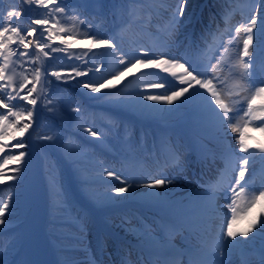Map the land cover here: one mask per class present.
Returning a JSON list of instances; mask_svg holds the SVG:
<instances>
[{
    "label": "snow or ice",
    "instance_id": "6c2138e0",
    "mask_svg": "<svg viewBox=\"0 0 264 264\" xmlns=\"http://www.w3.org/2000/svg\"><path fill=\"white\" fill-rule=\"evenodd\" d=\"M25 4H35L38 8H46L48 12L42 19H32L31 23L40 26L41 35L35 40H29L37 32L36 27L22 30L18 24L19 17L24 13L18 9L8 10L6 16H0V108L6 112H0V141L15 140L32 128V117L37 112V104H51L52 100L45 93L53 83L51 77L56 82L68 83L75 81L81 89H88L90 93H101L102 89L112 86L113 80L124 76L126 72H131L132 68L143 65L145 68L160 69L169 73L173 78L168 81L163 78L150 84L153 88H165L167 90L157 94H146L144 99L150 101H162L172 105L174 101H179L186 93H190L186 101L193 98H200L206 115L208 116L214 129L223 137L229 131L234 134L238 148L229 150L225 154L226 169L221 173V178L209 186L207 195V211L218 216L222 223L220 225L221 240L226 246L234 247L236 244L247 243L249 239H255L257 233L264 235V211L259 216H252V212L257 205L264 203V189L253 190L250 185L251 179H246L248 165L257 154L264 160V143H251L252 137L249 131H259L264 133V103L257 106V100L264 97V82L256 86L254 71L257 62L264 67V0H246L253 6L252 15L243 23L234 27L221 29L217 27L215 31H209L201 37L202 46H197L196 54L193 58L187 55L173 56L170 53L162 52L160 55H150L148 50L142 51L137 57L126 61L121 55L118 43L114 42L115 37L97 38L91 32L93 25L88 23L85 31L81 32L80 25L85 24V19L79 13L69 12L68 0H23ZM227 3L233 0H225ZM179 7L170 22V30H175L176 19L183 18L187 0H178ZM55 5V7H50ZM66 17L71 24H63L62 18ZM51 18V19H49ZM66 34V35H65ZM76 36L88 40L93 48L106 46L111 49V55L118 64L125 65L122 69L112 75V77H100L96 80H78L77 77H87L90 72H100V67L83 68L82 64H87L95 58V54L89 57L88 53L75 54L69 51L76 47L73 42ZM210 37V38H209ZM95 40V43H93ZM59 41L62 47H53ZM12 45H16L13 48ZM29 49H32L30 52ZM48 49L49 51H45ZM64 53L68 59L75 57L82 62L81 65H70L67 69H56L45 62L53 60L52 54ZM147 57V61H145ZM15 58V59H13ZM27 58V59H25ZM24 63L35 65L31 69V79L22 72H17V66L23 67ZM43 69V71H42ZM27 71V70H26ZM65 72L67 74H65ZM226 75H221V73ZM74 73V75H73ZM31 85V87H29ZM38 86L40 91H38ZM27 89V91H25ZM195 89V91H191ZM35 94V95H34ZM110 94V93H109ZM12 101H23V104H13ZM31 105V108H27ZM52 109H49L51 111ZM73 108V111H79ZM242 113V114H241ZM13 117V121H9ZM29 121L21 123L22 121ZM259 122V123H253ZM18 125H20L18 127ZM97 140L102 138L91 128L85 129ZM31 137H29L30 139ZM40 139L51 141L52 136H42ZM28 146L27 142H20L12 145L15 149H22ZM5 150V145L0 143V152ZM237 153H243L239 156ZM26 153H10L3 161H0V180H15L17 177L9 176L2 171L9 162H20ZM232 161L237 166H233ZM173 164H178V157H174ZM14 171H20L15 169ZM235 173V177L232 174ZM106 174L116 182V194L126 193L129 188L136 186L130 183L127 177H122L115 171H107ZM227 177V179H225ZM149 182L143 186L149 189L165 188L173 183L175 177L169 178L161 174L158 178L148 177ZM223 192L226 208L231 215H225L216 205L217 193ZM155 196L158 193H151ZM11 199V197H9ZM243 200L245 207L242 211L240 201ZM8 201L0 202V226H6L5 219L8 213ZM10 215V213H8ZM243 222V223H242ZM251 234V237H250ZM0 264H4L0 260ZM157 264H171V261H157ZM261 264H264L262 257Z\"/></svg>",
    "mask_w": 264,
    "mask_h": 264
},
{
    "label": "bare ground",
    "instance_id": "6f19581e",
    "mask_svg": "<svg viewBox=\"0 0 264 264\" xmlns=\"http://www.w3.org/2000/svg\"><path fill=\"white\" fill-rule=\"evenodd\" d=\"M214 0H194L189 3V9L192 11V21L197 20L199 14H203L204 18H212L215 14L213 7L216 3H212Z\"/></svg>",
    "mask_w": 264,
    "mask_h": 264
}]
</instances>
